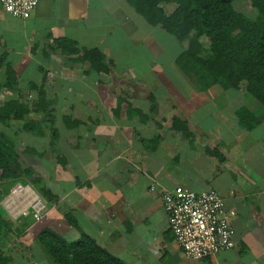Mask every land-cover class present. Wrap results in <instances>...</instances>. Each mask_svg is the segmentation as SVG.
<instances>
[{
  "label": "crops",
  "instance_id": "1",
  "mask_svg": "<svg viewBox=\"0 0 264 264\" xmlns=\"http://www.w3.org/2000/svg\"><path fill=\"white\" fill-rule=\"evenodd\" d=\"M165 5L167 14L176 8ZM191 39L149 24L128 0H38L27 19L0 7V65L24 73L37 94L49 90L46 110L53 107L46 134L33 118L21 126L47 135L49 153L60 152L66 170L61 182L49 174L42 189L0 177V196L9 189L0 199L6 219L26 217L10 211L20 204L11 189L21 184L46 203L37 234L47 228L67 242L85 234L125 264H264V106L245 81L218 91L187 76L176 59ZM91 49L102 55L99 70L81 58ZM162 55L164 66L156 64ZM10 99L17 96L0 106ZM178 185L222 195L234 212L233 249L202 260L183 254L161 201Z\"/></svg>",
  "mask_w": 264,
  "mask_h": 264
},
{
  "label": "trees",
  "instance_id": "2",
  "mask_svg": "<svg viewBox=\"0 0 264 264\" xmlns=\"http://www.w3.org/2000/svg\"><path fill=\"white\" fill-rule=\"evenodd\" d=\"M247 1L255 12L253 18L236 11L231 0H128L149 24L159 25L176 39L184 40L193 34L176 63L186 73L195 69V81L201 87L216 86L218 91H223L236 88L245 81L248 93L264 106V0ZM162 3H174L176 8L167 14ZM200 37L209 41L205 57L197 54ZM81 58L96 70L104 65L97 49L84 50ZM188 64H191L190 70ZM5 73L6 84L11 86L9 80L15 77V73L9 65ZM38 94L39 109L43 108L45 113L44 90L38 89ZM28 112L26 103L10 99L0 106V122L21 121ZM23 128L28 131L36 129L30 123H24ZM6 140L5 134L0 132V177L9 179L22 171L16 151ZM42 195L46 196V192ZM9 225L0 212V238ZM38 243L52 264H125L85 234L75 242H67L54 231L44 228L38 234ZM0 264H8L7 259L0 256Z\"/></svg>",
  "mask_w": 264,
  "mask_h": 264
},
{
  "label": "rangeland",
  "instance_id": "3",
  "mask_svg": "<svg viewBox=\"0 0 264 264\" xmlns=\"http://www.w3.org/2000/svg\"><path fill=\"white\" fill-rule=\"evenodd\" d=\"M233 7L236 11L246 14L247 16L253 18L254 17V10L251 8L249 1L247 0H231ZM165 11H170L172 7H167L166 5L163 7ZM204 38V37H203ZM199 45L197 54L199 56L205 57L208 53L209 41L208 39H202L198 41ZM10 60H14L15 56H12ZM130 61H135V57H129ZM9 61V60H8ZM22 61H26V57H22ZM169 61V58L166 55H162L158 58V62L156 64H161L162 66L166 65ZM11 66V64H9ZM138 65V66H137ZM136 66L138 68H142V65L138 63ZM191 64L186 65L190 70ZM13 67V66H12ZM14 67H17L15 64ZM4 65H0V104L8 98L16 97L21 102L26 103L29 106V112L26 114L25 118H33L36 120L39 128L43 131L47 129L46 119H44V115L50 111L53 107L48 104V108L46 112L39 111V102L36 101L38 94L37 91L30 89L28 83L26 81V76L24 73L16 74L15 77L10 79L12 90L9 91L6 88V73L4 71ZM22 75V76H21ZM187 76L190 75L192 80H196L194 77L195 69H191L189 73L186 74ZM65 76L64 73H60V77ZM28 80V79H27ZM17 90V91H16ZM52 91V90H50ZM19 92V93H18ZM46 95L49 96V90H47ZM60 93H63L60 90ZM35 102V103H34ZM38 103V104H37ZM55 108V106H54ZM59 108V106L57 107ZM58 113H62L61 110ZM32 120V119H31ZM24 122V121H23ZM20 121H6L0 122V132L4 133L7 138V144L12 146V148L16 151L18 155V163L21 168L20 173L16 174L15 178H2V180H13V181H22V182H29L31 187L36 186V188L45 187L47 184H50L52 177L49 175H56V179L59 178L60 182L62 181V175L66 172V170L62 167V161L60 152H54L53 154L49 153L47 147V135H31L28 131L24 130L21 126ZM35 128V127H34ZM30 147L36 148V152H32ZM59 153V154H58ZM51 156V157H50ZM57 158L59 160H57ZM1 175V171H0ZM2 180L0 178V188ZM4 184V183H3ZM9 186V185H8ZM7 185H3V190ZM44 189V188H43ZM9 189L5 190L0 196V199L3 197L5 193H7ZM2 192V191H0ZM39 196V195H38ZM40 198V196H39ZM41 199V198H40ZM44 202V200L42 199ZM45 206L46 203L44 202ZM46 211V208L44 209ZM44 211V212H45ZM0 212L6 214V210L0 206ZM43 214V213H42ZM44 218V217H43ZM41 218L38 221L31 220V216L21 217L18 221L16 219L15 222L9 221V229L8 233L3 234L4 241L0 243V256L6 258L8 264H47L46 262V251L42 249L39 243H35L38 240V229L42 225L44 219ZM20 220H26V225L21 224ZM28 230L25 233L17 234L20 231V228H27ZM24 234V235H23ZM48 256V255H47ZM206 262V261H205Z\"/></svg>",
  "mask_w": 264,
  "mask_h": 264
},
{
  "label": "built area",
  "instance_id": "4",
  "mask_svg": "<svg viewBox=\"0 0 264 264\" xmlns=\"http://www.w3.org/2000/svg\"><path fill=\"white\" fill-rule=\"evenodd\" d=\"M37 5L38 0H0V7L7 14L21 19L29 18ZM25 190L21 184L13 186L11 194L20 199V204L12 205L10 211L31 215L38 221L46 206L38 196V202L30 200ZM161 201L168 228L186 257L202 260L235 247L236 232L231 223L234 212L227 211L218 191L196 192L178 185L163 192Z\"/></svg>",
  "mask_w": 264,
  "mask_h": 264
},
{
  "label": "bare ground",
  "instance_id": "5",
  "mask_svg": "<svg viewBox=\"0 0 264 264\" xmlns=\"http://www.w3.org/2000/svg\"><path fill=\"white\" fill-rule=\"evenodd\" d=\"M30 200L34 201V202H38V197L35 193L31 192L30 193Z\"/></svg>",
  "mask_w": 264,
  "mask_h": 264
}]
</instances>
